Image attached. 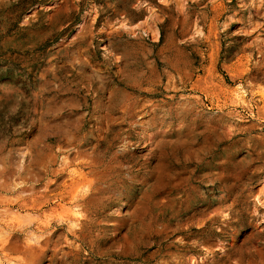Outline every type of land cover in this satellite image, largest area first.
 <instances>
[{"label": "rangeland", "instance_id": "rangeland-1", "mask_svg": "<svg viewBox=\"0 0 264 264\" xmlns=\"http://www.w3.org/2000/svg\"><path fill=\"white\" fill-rule=\"evenodd\" d=\"M122 1L133 17L109 0H0V264H242L230 246L242 235L230 234L253 215L264 250V0ZM109 33L128 59L126 44L102 48ZM112 91L144 110L100 107ZM183 102L186 120L167 114ZM153 126L166 140L140 128ZM95 173L130 199L77 207Z\"/></svg>", "mask_w": 264, "mask_h": 264}, {"label": "bare ground", "instance_id": "bare-ground-1", "mask_svg": "<svg viewBox=\"0 0 264 264\" xmlns=\"http://www.w3.org/2000/svg\"><path fill=\"white\" fill-rule=\"evenodd\" d=\"M132 6V3H130L129 1L125 2V1H122V0H109V3L106 5L107 9H110L115 17H119L120 19L122 17H127V18H131L135 15V12L133 10V8L131 7ZM99 12H101V10H99ZM85 16V15H84ZM87 17V16H86ZM115 19V18H114ZM118 18H116L117 20ZM84 22V21H83ZM98 20H97V17H94L92 19H90L89 21L87 19H85V22L83 24V29H85V34H84V38H83V41L82 42H86V37L91 34L92 32V27L95 26L97 24ZM108 22V21H107ZM122 24H121V27L125 28V29H128V32L130 33H134V30H136L135 28V25H132V26H129L127 25V23L125 22V19L123 18V21H121ZM103 27V26H101ZM124 29V30H125ZM154 30V29H153ZM147 31V30H146ZM155 31V30H154ZM96 32V31H95ZM117 32V31H116ZM135 34V33H134ZM146 34V33H145ZM106 35V34H105ZM135 37V36H134ZM157 40V39H156ZM101 41L102 42H105L107 41L106 44H104V46L102 47L103 49L105 48H108V49H111L110 46L111 45H125L126 43L124 42V40H122L121 38V35H113V34H107L106 38L102 37L101 38ZM87 46V45H86ZM127 46L129 47L130 44L127 43L125 45V48H124V51L122 52V58H129L133 53H130V50L127 49ZM87 53L90 52L89 48H87ZM115 54V53H114ZM113 55V54H112ZM126 59V60H127ZM244 61V60H243ZM80 64L82 65V67H87L88 64H87V61L85 60H82L80 62ZM130 64L129 63H126L125 62V67L123 70H127V67L129 66ZM123 74L125 75H128L127 77L125 78H122L124 80H126L125 82H128V79L130 78V73L129 71L126 73L125 71H123ZM161 74V73H160ZM160 74H158L157 76H159ZM42 76V75H41ZM89 76L91 78H94V79H97L100 83H101V87L102 89L105 87V82H104V78L106 76V74H103L102 72H98V71H92L89 73ZM177 76V75H176ZM167 77V76H166ZM148 80H153L152 77H149ZM172 83H176L175 81H172L170 80L169 81V84L168 86H170V84ZM200 83V81H199ZM127 86H130V84H127ZM200 86V85H199ZM205 86V85H204ZM196 87V86H195ZM203 88V87H201ZM207 88V87H205ZM164 89V88H163ZM191 89V88H190ZM185 90V89H184ZM183 90V91H184ZM193 90V89H192ZM138 91L140 92V89H138ZM179 91V90H178ZM177 91V92H178ZM188 91V90H186ZM213 92V91H212ZM222 92V91H221ZM151 93V92H150ZM160 93L159 89H152V93L151 95H158ZM102 95V94H101ZM176 95V94H175ZM122 97L120 96H117L115 94L114 91H112L109 95V98L106 100V101H103L101 100L102 103H99L98 105L100 107H103L104 109L106 110H109V111H112V110H115L117 108H123V115L126 116V115H129L130 118H133L135 117L140 108H141V111L144 110V107L146 106L144 102L142 101H138V97H134V96H131L130 98H135L134 100H131V102L129 101L128 102V98L129 96L126 94L125 96L124 95H121ZM142 96V95H141ZM140 96V99L142 98ZM102 97V96H101ZM89 98V97H88ZM144 98V97H143ZM169 98V97H168ZM145 99V98H144ZM152 99V98H150ZM146 100V99H145ZM147 101V100H146ZM149 103V102H147ZM204 103V102H203ZM137 106V107H136ZM139 107V109L137 110V108ZM217 107V106H216ZM79 108V106H78ZM193 108L194 106H192L191 104H189L188 102H183L180 104L179 107H177L176 110L173 109V111L170 110V112H167V114H171V116L173 117H176V118H181L182 120H186L190 114L193 113ZM166 109V108H165ZM88 113V112H87ZM147 113V112H146ZM154 113V112H153ZM87 114L85 113L84 114V118ZM82 116V115H81ZM158 116V115H157ZM155 117V116H154ZM140 119V118H139ZM140 121V120H139ZM210 123H213V121L211 119H209ZM128 122V121H127ZM194 123V122H193ZM77 124V123H76ZM81 124V123H80ZM79 124V125H80ZM78 125V126H79ZM210 126H212L210 128ZM187 127H191V128H194L195 126H193L191 123H189V125H187ZM143 129V132H147L148 130L147 129H153V130H156L157 133H154L151 132L150 133V136H153L155 134H161L163 135V140H166V136H167V133H166V128L167 127H158V126H153L152 128L150 127H140ZM146 129V130H145ZM206 131H213V132H216V127L214 128V125H206ZM135 130H138L137 128H131L130 130H128V132L130 134L134 133ZM177 131H180V133L182 132V130H177ZM69 132V131H68ZM73 132V131H72ZM135 134V133H134ZM230 134V133H229ZM141 135V134H140ZM224 135L223 134H218L215 136L214 139H212L211 136H209L205 142L207 143V145L209 147H211V149H214L213 146H216L218 147V145H220L221 143L225 142L224 141ZM71 138V137H70ZM141 139V138H140ZM125 141V140H124ZM150 141V140H149ZM143 143V142H142ZM142 145V144H141ZM121 148V147H120ZM217 149V148H216ZM207 151V150H206ZM162 154V153H161ZM138 168V167H137ZM102 172V171H101ZM49 174V173H48ZM102 175L103 173H95L94 174V177L90 180H88L83 186H82V191L81 193L77 192V194L74 196V198H77V204L76 206L79 207V206H87L89 205V203H92L90 204L89 209H91L93 206L97 209L99 206L97 205V202H94L93 200L95 199H101L102 202L104 201V199L108 200L109 197H103V196H98V195H101L103 193H114L116 194V198L114 201L115 204H120V200L125 196L128 200L130 199L131 197V194H129L128 192H126L125 188L122 186V184L119 183L118 180L116 179H110V180H107V179H103L102 178ZM119 178H122V176H119ZM117 181V182H116ZM120 182H125V178H123L122 181ZM76 190V189H75ZM71 193V192H70ZM74 194V192H73ZM171 201V200H170ZM71 204V203H70ZM261 205V204H260ZM73 206V205H72ZM104 207V205H102V208ZM65 208V207H64ZM72 208V207H71ZM66 209V208H65ZM69 210V209H67ZM213 212H215L216 214L218 215H222L223 216V207H218L216 209H212ZM253 210V209H252ZM57 212V210H56ZM59 212V211H58ZM66 212V210H65ZM75 212V211H73ZM79 212V211H78ZM76 212V213H78ZM212 212V213H213ZM83 213V212H82ZM85 214V213H84ZM63 215V214H61ZM60 215V216H61ZM209 216V215H208ZM207 216V217H208ZM224 217V216H223ZM235 217V216H234ZM239 217V216H238ZM264 218V217H263ZM56 220H60V219H56ZM231 220H233V216L231 217V219H224L222 218L220 221L221 222H225L226 224H229L231 223ZM85 222H88V219L86 220L85 219ZM197 222V223H196ZM195 223L197 225H203L202 222L203 220H198L196 221ZM257 221H254V215L251 216L249 218L248 221H243V218L241 220V218L239 220H237V223L242 225L243 227L240 228V227H235L234 229L231 230V234L234 237H239L242 235V239H241V243L240 244H235V242L233 244H231L230 242V246L232 247V250H234L233 252V258L237 261V263H242V264H255L257 263L258 261L256 260H259V259H262L264 261V250L259 247V242H260V234H261V229L260 227H258ZM61 223V222H60ZM63 223V222H62ZM191 223H185V224H182L181 228L182 230H186V225L187 227L189 228L191 225ZM246 224V225H244ZM59 225V224H58ZM72 225V224H71ZM70 225V226H71ZM60 226V225H59ZM180 227V226H179ZM67 230V229H66ZM82 229H79L77 230V233L78 231H81ZM179 231V230H178ZM226 232V228L225 226H223L221 229H220V233H224ZM69 235V233H68ZM70 236V235H69ZM76 237V236H75ZM77 239V238H76ZM229 242V241H228ZM240 242V240H239ZM237 243V242H236ZM225 247V246H224ZM227 253V252H226ZM227 255V254H226ZM92 256V255H91ZM229 256V255H227ZM175 259V258H174ZM231 259H232V256H231ZM232 259V260H234ZM234 260V261H235ZM260 261V260H259ZM233 263V262H232ZM50 264H54L53 261L51 260ZM236 264V263H234Z\"/></svg>", "mask_w": 264, "mask_h": 264}]
</instances>
